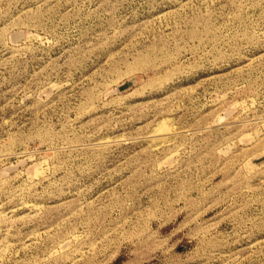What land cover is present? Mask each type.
<instances>
[{
    "label": "rangeland",
    "instance_id": "374dc122",
    "mask_svg": "<svg viewBox=\"0 0 264 264\" xmlns=\"http://www.w3.org/2000/svg\"><path fill=\"white\" fill-rule=\"evenodd\" d=\"M0 264H264V0H0Z\"/></svg>",
    "mask_w": 264,
    "mask_h": 264
}]
</instances>
